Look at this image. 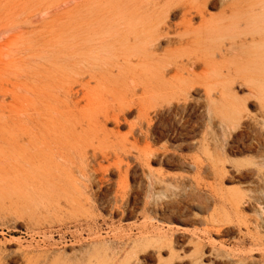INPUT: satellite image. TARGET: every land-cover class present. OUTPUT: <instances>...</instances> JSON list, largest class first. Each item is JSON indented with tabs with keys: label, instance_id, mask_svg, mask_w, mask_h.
<instances>
[{
	"label": "rangeland",
	"instance_id": "1",
	"mask_svg": "<svg viewBox=\"0 0 264 264\" xmlns=\"http://www.w3.org/2000/svg\"><path fill=\"white\" fill-rule=\"evenodd\" d=\"M190 2L0 0V85L9 92L23 83L36 87L54 135L70 123L90 122L81 139L98 155L92 163L99 169L94 179L75 171L68 182L55 183L48 172H57L46 157L22 183L8 184L0 194V264H264V97L254 76L260 72L257 63L239 53L216 56L217 67L198 78L186 104L172 110L168 100H151L163 110L151 115L147 141L141 134L147 125L140 129L134 108L118 122L99 129L93 125L118 96L106 93L103 85L88 105L82 102V108L50 120L45 115L46 100L55 105V91L80 71L58 66L55 41L62 23L82 16L117 20L130 13L154 25L179 24L180 5ZM206 10L219 14L218 0H209ZM217 41L213 36L209 44ZM159 44L166 48V39ZM209 88L227 90L250 117L212 122L204 97ZM230 97L219 104L225 106ZM46 130L41 125V132ZM260 133L259 155L237 151ZM202 138L210 141L211 157L224 161L220 176L189 167ZM237 169L258 171L259 177H245ZM229 193L248 200L240 214L225 201Z\"/></svg>",
	"mask_w": 264,
	"mask_h": 264
},
{
	"label": "bare ground",
	"instance_id": "2",
	"mask_svg": "<svg viewBox=\"0 0 264 264\" xmlns=\"http://www.w3.org/2000/svg\"><path fill=\"white\" fill-rule=\"evenodd\" d=\"M208 1L192 0L180 5L179 24L162 22L154 25L147 17L134 19L130 13L117 20L82 16L62 23L55 41L58 66L80 71L73 82L55 91L54 98L52 96L55 105L46 100L45 115L50 120L53 114L62 116L82 108V102L88 105L96 99L95 89L103 85L106 93L113 98L116 93L118 96L114 106L103 108L101 115L94 118L93 125L99 129L109 121L118 122L125 111L134 108L140 129L143 123L147 125L145 131H141L147 141L151 115H158L163 110L151 100H168L172 110L180 108L188 101L198 78L217 67L216 56L226 58L238 53L251 64L261 66L258 76L256 73L254 76L261 84L260 92L264 97V0H218L220 13L217 15L207 12ZM194 18L198 19L197 24L193 22ZM179 26L183 27L182 33ZM213 36L219 42L211 45ZM161 39H166V48L160 47ZM198 69L200 71L196 73ZM92 81L96 82V87L91 86ZM228 96L224 88L223 91L217 88L204 91L212 122L239 123L250 117L242 114L241 104L231 97L225 106L219 104ZM44 97L51 98L50 95ZM38 98L39 91L30 84H18L10 92L0 85V194L5 192L8 184L22 183L28 172L35 170L46 157L50 167L57 172H48L55 183L68 182L75 171L88 180L99 173L92 163L98 155L81 139L86 124L70 123L60 129L58 136L54 135L48 119L43 118ZM260 109L264 114V106ZM261 123L264 125V121ZM43 124L47 129L45 133L41 132ZM261 134L253 135L249 144L236 147L237 151L259 155ZM198 144L199 154L203 157L199 154L191 157L189 167L200 166L204 172L212 169L220 176L223 159L211 157L208 138H202ZM237 171L245 177H259L258 171L242 174L239 169ZM224 199L235 214H240V205L248 201L230 193ZM230 264H240V261Z\"/></svg>",
	"mask_w": 264,
	"mask_h": 264
}]
</instances>
